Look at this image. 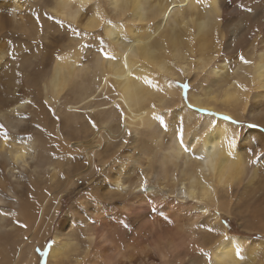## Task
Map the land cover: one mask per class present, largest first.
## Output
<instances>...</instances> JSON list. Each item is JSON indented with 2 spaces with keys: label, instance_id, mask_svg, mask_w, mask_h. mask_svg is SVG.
<instances>
[{
  "label": "bare ground",
  "instance_id": "bare-ground-1",
  "mask_svg": "<svg viewBox=\"0 0 264 264\" xmlns=\"http://www.w3.org/2000/svg\"><path fill=\"white\" fill-rule=\"evenodd\" d=\"M224 4L225 0H0V121L13 137L19 133L24 139H0V213H8L0 214V235L22 238L33 257L35 233L50 234L61 197L77 190L72 186L83 179L85 188L91 185L100 191L79 197L93 220L67 217L60 223L49 250L53 264H63L73 253L79 255L77 264L85 259L99 264L98 257L108 256L106 251L100 255L103 244L113 252L108 264H155L159 258L163 264H183L177 258L188 252L207 257L204 253H210L207 264L260 263L259 248L249 245H261L255 239L264 237V157H257L264 153V15L252 18L254 12L243 13L238 22H226ZM73 28L89 35L76 36ZM7 29L41 45L42 53L41 48L27 54L20 45L9 48L3 37ZM100 47L116 59L105 58ZM238 51L252 63L244 65L235 58ZM38 61L47 71L30 89L25 83V89L20 72ZM230 63L234 72L226 71ZM169 81L191 85L188 102L184 91L169 87ZM188 103L195 107L188 108ZM201 108L208 112L198 111ZM153 112L164 115L167 130ZM225 115L250 120L262 129L237 126L224 120ZM177 116L184 120L187 152L176 139ZM51 123L53 139L66 140L74 148L69 154L82 152L81 172H70L73 154L65 160L52 156L51 139L45 135L53 133ZM226 133H235L231 154ZM107 146L112 151L104 156ZM117 159L122 160L115 167ZM65 173L72 174L68 183L61 181ZM101 173L107 177L104 181ZM143 177L148 179L147 192L141 188ZM25 184H30V205L19 195ZM38 184L45 187L43 198L38 194L42 189L34 187ZM243 196L252 198L255 206L240 204ZM104 199L123 200L132 212L124 217L150 208L149 201L160 207L159 214L151 228L136 234L122 250L129 231L113 238L115 225L103 218L104 205L98 206ZM50 207L45 221L44 210ZM238 215L243 217L241 232L249 236L221 223L225 216L240 220ZM237 243L244 259L235 254ZM0 264H17L1 244Z\"/></svg>",
  "mask_w": 264,
  "mask_h": 264
},
{
  "label": "rangeland",
  "instance_id": "rangeland-1",
  "mask_svg": "<svg viewBox=\"0 0 264 264\" xmlns=\"http://www.w3.org/2000/svg\"><path fill=\"white\" fill-rule=\"evenodd\" d=\"M239 4H243L245 6V8H247V7L252 8V12H254L253 15H250L252 18H257V17H260V15L261 16L264 15V0H225V4L223 6H225L226 22H228V21L231 23L232 22L233 23L238 22L240 19L239 17H241L243 13L249 14V12L238 7ZM35 13H36V11H35ZM8 27L10 28V25H8ZM262 31L264 32V23L262 26ZM5 32H6V34L4 33L3 37L5 38V40H7L5 42H8L7 46L9 48H11L12 50H14V48L16 46L20 45L25 50L26 54L31 53L32 51L35 52V50H39V48H41L40 50L42 53L43 49H42L41 45H39L36 42L34 43L33 41H27L23 37V35L17 33L15 29L14 30L7 29V30H5ZM104 35H105V33H104ZM248 37H249V40L252 39V35L249 34ZM41 53H40V55H41ZM239 53H241V52L238 51L237 54L235 55V58L238 59ZM39 61L35 63L34 67H32V68L29 67L28 69L20 72V79L22 78L21 82H23L22 85L24 86L25 89H26V87H28L27 89H30L33 86V84L38 83L42 79L41 76L43 75V73L47 71V70L45 71V69L47 67H44V66L42 67L41 65H39V63H40ZM24 75L25 76L28 75V78L25 77ZM28 80H29V83H27ZM25 83L27 84V86ZM185 102H188V100ZM245 120L242 122V125L248 127V125L253 124L252 121L247 120V119H245ZM52 121L54 122L55 119L51 120V122ZM50 125H51L52 132H53L54 129H53L52 123ZM257 125H259V124H257ZM248 128H250V127H248ZM250 129L261 130L262 128L259 125V127H257V128H250ZM29 131L31 133L33 132L32 130H29ZM29 131H27V132H29ZM262 131L264 132V130H262ZM67 132H69V131H67ZM67 132L65 133V136H68ZM45 135H46V138L51 139L50 140V148L53 151L52 156L54 158H60L61 157L62 159L65 160L68 155L73 154L74 155V157H73L74 164L71 167L70 172L71 173L72 172H81L83 163L85 161V157L83 156L82 152L76 150V151H72L71 154H69V152L71 150H74V148L71 147L69 144H67L66 140H64V143H61L58 139H53L54 132L51 133L50 135H47V134H45ZM69 137H72V139L74 138V136H69ZM106 149L107 150L105 151L104 156H107V154H109L112 151L110 146H107ZM125 150H127V147H124L121 150V153L119 155H121V156L125 155ZM121 160L122 159H117V162L113 163V165L116 167L121 162ZM74 169H75V171H74ZM135 170L138 171V168H135ZM65 175H66V173L61 176V181L64 183H68L69 182V176L72 174L67 173V175L66 176ZM100 175H99V177L102 178L103 181H104V179L107 178L106 176L102 175V173ZM79 180H80V182H78V183L76 182L77 185L74 184L72 186V188L78 186L79 188L77 187V190L73 191L72 193L64 194L61 197L60 203L57 206L55 218H54L53 223L51 225L52 231L50 232V234H47L45 232L40 233L39 230L35 233V236L33 238V239H35V241H34L35 242V248H34L35 249V255L33 257H30L28 255V253L26 252L27 248L25 247V243L21 242L22 238L15 239L16 236H13L11 234L0 235L1 247H2V249H4V251L6 253H8V255H11L12 259H14V263H17V264H44V260H46L47 264H53V262L49 259V250L51 249L53 244L51 245L50 249L48 250V255L46 257H44L43 259L41 258L40 254L37 252V249L38 248L43 249V248H45L46 245H48L49 241H55L54 236H55V233L57 232V230L59 228L60 223L67 217L70 219L75 218V220L77 222L83 221L84 219H86V217H88L90 222L93 220L92 219L93 215H91L90 211L80 206L81 200H79V197L81 196V194H84L85 196H87V195L92 194L93 192L97 195H100V193H99L100 191H98L99 190L98 188H96V189L92 188L91 185L90 186L88 185L85 188L84 180L83 179H79ZM7 185H9L8 182H7ZM25 187H26V189L23 188V190L21 189L19 191V195L22 196L26 205H30V202L32 199V198L30 199L31 196H30V193L28 192L30 189V184H25ZM34 187L35 188L37 187V189L45 188L43 185H40V184H38ZM31 189H32V191L34 190L35 193H38V190L33 189V186H31ZM41 191H43V192L38 193L39 198H43L44 195L46 194L44 189H42ZM6 195H7V197H10V194L8 192ZM250 199L253 200L252 198H250L248 196H246V197L243 196L242 198H240V204L244 205V202H246L247 207H249L251 205L255 206V203L252 204ZM106 201L107 200L104 199L103 202H100L99 205L96 203L95 207H97V205L99 207L102 204L104 205L105 213L103 215V218L105 219V221L106 220L109 221V225H111V224H112V226L115 225L114 226L115 229L111 230L113 233V238L116 237L117 235H119L120 233H122L124 229L129 231L127 238L122 241L123 243L120 244V247L122 250L128 248V246L125 245L126 243H129L131 241L133 243V241L136 240V237L140 234V231L144 232L145 230L151 228V226L153 225L152 224L153 220L155 221L154 217L157 214H159L158 211L160 209L159 206H156V211L153 212L152 211V205H150V208L142 209V210L138 211V213L135 212V214L133 213L134 214L133 217L132 216L124 217L125 215H127V213L132 214V212H128L126 210V205L124 204L123 200H116L115 203H110V202H106ZM259 201L260 200H258V199H256V200L254 199V202H256V203H259ZM175 203L176 202H174L173 204L175 205ZM52 204H53V202H52ZM157 208H159V209H157ZM50 210H51V207L48 211L44 210L43 218L45 219V221H46L47 217H49L51 214ZM47 212H48V214H47ZM157 216H156V218H157ZM117 217H118V219H117ZM186 217H187V215H186ZM238 217L240 218V220L235 216H231V217L225 216V218L223 220L227 221V225L232 228V231H237L236 233L239 232L242 235L249 236L248 233L241 232V229H243L242 224H241L243 222V217H242V215H238ZM117 222H119V223H117ZM136 234H137V236H135ZM255 240L262 241L263 243L261 245H259V244H255L253 242L249 245V247L255 246V247L259 248L258 254H259L260 263L259 262H257V263L258 264H264V237L259 236ZM198 246H200V244ZM185 248H188V247L186 246ZM104 249H105V244H103V246L100 248V250H101L100 255L102 256L106 251V254H104V255H108V256H106V259H107V258H109V255H111V253H113V252L111 249L109 251L104 250ZM79 253L82 254L81 256L84 255V253H82L81 251ZM78 256H79L78 253H73L69 259L64 260L63 264H77L76 258ZM98 259H99L98 260L99 264H101V262H102V264L103 263L108 264L106 262V259H104V258L101 259L100 257H98ZM177 259L181 260L183 262V264H207V262L210 260L209 257L202 255V254L201 255H192V252L183 253ZM81 260H82V258H81ZM159 261L155 260V262H153V263H155V264H161L162 263L163 264L164 260L159 258ZM80 264H87V259H85L84 261H81ZM138 264H140V262H138Z\"/></svg>",
  "mask_w": 264,
  "mask_h": 264
},
{
  "label": "snow or ice",
  "instance_id": "snow-or-ice-1",
  "mask_svg": "<svg viewBox=\"0 0 264 264\" xmlns=\"http://www.w3.org/2000/svg\"><path fill=\"white\" fill-rule=\"evenodd\" d=\"M197 2L199 3V2H201V0H197ZM175 7H176V5H172V8H175ZM238 7L244 9L245 11H247L249 13L252 12V8L251 7L245 8V6L243 4H239ZM172 8H169L168 9V13H171L172 12ZM168 13L165 14V18H167V14ZM97 15H100V13L97 12ZM45 16H47V13H45ZM49 18L50 19H53V20L56 19L55 17H49ZM36 19H37V22L39 23V19H40L39 14H36ZM58 23L61 26H63V24H64L63 21H58ZM108 23L111 24L112 21L109 20ZM69 27H71V26L69 25ZM72 31H73V34L76 35V36H85L86 37V36L89 35L88 32L81 33L80 31H78V30H76L74 28L72 29ZM102 42H103V37H101V40L98 41V43H102ZM99 52L105 58L116 59V57L114 55H112L109 51H107L104 47H100L99 48ZM238 60L241 63H243L244 65H250L252 63V61H250V60H248V59H246L244 57L243 53H239L238 54ZM125 66H126V63H125ZM226 71H233L234 72L235 71V65L230 63L229 66H228V68L226 69ZM137 78L139 79L140 77H137ZM146 82L147 83H153V86L154 87H159L158 85H156L152 81L146 80ZM173 85H175L176 87L181 88L184 91V99H185V101H187L188 100L187 93H188V90L191 88V85L189 83H186V82H183L182 83V82H179V81H169L168 82V86L169 87H172ZM240 86L241 87H244L243 85H240ZM160 90L162 91L163 89H160ZM28 103H31V102L28 101ZM45 103H47V102H45ZM115 107L117 109H120V105L119 104H116ZM153 107H155V105H153ZM187 107L188 108H194L195 105H193L191 103H188L187 104ZM198 111H200V112H208V109L201 108V109H198ZM120 112H121V116H123V110L122 109H120ZM16 114L19 115L18 112ZM53 114H54V112H53ZM210 115H222V114H219V113H210ZM153 117H154V119H156L161 124V126H163V128L165 130L168 129L169 124L165 120L164 115L157 114V113L153 112ZM57 119H59V118L57 117ZM223 119L226 120V121H232V123L235 124V125H237V126H240L242 124L241 121H239V120H233V118L230 117V116H226L225 115V116H223ZM90 123H91V125H92L93 128H97V125H96L95 121H91L90 120ZM37 127H39V126L37 125ZM173 127H174V131H175V135H176L177 142L181 145L182 148H184V151H186V152L189 151V148L185 145V139H184V137H185V124H184L183 118L180 117V116H177L176 117V123H175V125ZM212 127L213 128L216 127L215 123L212 124ZM248 127H250V128H257V127H259V125L250 124V125H248ZM124 128H125V131L127 132V134L128 135H131V130L127 129V126L126 125H124ZM205 135H207V133H205ZM13 138L18 139L21 143L24 142L23 137H21L19 133H16L15 134V137H13L10 129L2 121H0V139H2L4 141H10ZM29 139H31L30 136H29ZM193 139L196 140L197 142H199L200 137L198 135H194L193 136ZM224 139H225V141L227 143V147H228V150H229V154H231V150L234 147V145L236 144L235 133H232L231 135H229V134L226 133ZM125 143H127L126 140H125ZM193 147H194V145H193ZM248 151H249V153H251V149H249ZM257 157H258V159L260 157H264V153H258L257 154ZM196 158L197 159H200V160H203L204 159L203 156H199V157H196ZM249 162L250 163H253L254 161H249ZM17 163H19V157H17ZM97 171H99V169H97ZM141 188L145 192H147V188H148V179H147V177H143L142 183H141ZM149 203L152 204V211L155 212L156 211V205L152 201H149ZM204 211H207V209L205 208ZM0 214L7 215L8 213H0ZM221 223L224 224L225 226H227V221L226 220L225 221H221ZM201 226H203V225H201ZM22 227H27V226L26 225H22ZM207 230L209 232L216 231V229L213 228V227H208ZM222 235L224 236V239L225 240H229V241L231 240V238L228 237L226 233L225 234H222ZM54 243H55V241H49L48 245H46L45 248H43V249L38 248L37 249V252L40 254V256H41L42 259L48 255V250L50 249L51 245L54 244ZM199 251L201 253H204V249H202V248L199 249ZM242 252H243V249L237 243L236 244V247H235V254L240 259H244V256L242 255ZM204 254L208 255L209 259L211 258V254L210 253H204ZM44 264H47V261L46 260H44Z\"/></svg>",
  "mask_w": 264,
  "mask_h": 264
}]
</instances>
